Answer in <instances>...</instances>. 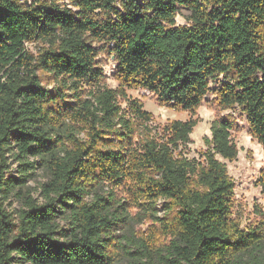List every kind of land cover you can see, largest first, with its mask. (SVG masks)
<instances>
[{
	"label": "trees",
	"instance_id": "1",
	"mask_svg": "<svg viewBox=\"0 0 264 264\" xmlns=\"http://www.w3.org/2000/svg\"><path fill=\"white\" fill-rule=\"evenodd\" d=\"M179 5L189 24H176ZM35 41L47 44L37 54L25 44ZM93 41L113 54L117 88L104 86ZM38 70L73 89V99L46 88ZM219 75L215 106L237 105L264 148V0H0V264H116L125 245L135 246L134 264H264V215L248 228L232 217L224 160L238 153L233 115L212 120L196 158L184 152L195 118L137 137L136 124L146 128L152 114L137 98L120 103L125 88H140L194 112ZM37 164L48 174L42 202L23 189ZM258 180L264 188V165ZM105 183L124 187L131 203L99 193ZM13 194L24 205L17 216L5 207ZM159 198L168 242L123 243L116 231L128 207Z\"/></svg>",
	"mask_w": 264,
	"mask_h": 264
},
{
	"label": "rangeland",
	"instance_id": "2",
	"mask_svg": "<svg viewBox=\"0 0 264 264\" xmlns=\"http://www.w3.org/2000/svg\"><path fill=\"white\" fill-rule=\"evenodd\" d=\"M67 3L68 0H60ZM190 10L182 5L178 6V12L175 16L177 25H185L190 23ZM95 47L101 48L96 56L97 65L103 70V84L108 88H117L118 81L114 78L113 72L116 65L113 54L104 48L102 42L93 41ZM47 44L41 41L27 43L28 50L37 54L39 49ZM38 74L42 79V84L48 89L61 88L67 94L65 100L73 99V89L63 86L59 80L54 79L48 72L38 70ZM223 80L222 75H219L215 80L211 81V91L207 93L206 98L195 109L194 112L189 110L175 109L170 106L159 104L154 95L146 89L140 88H125L126 97L120 99L123 107H126L129 99L137 98L142 102L143 108L150 111L152 119L146 123V128L142 127L144 124L137 123V137L146 132L161 131L163 126L174 119L187 120L195 118L196 124L190 133V142L187 144L184 152L187 156H194L199 158L200 152L206 149L205 137L210 136V126L212 120L217 115L232 114L235 121V126L230 129L231 140L236 144L238 153L232 160L225 159L228 174L234 182V205L232 207V217L242 228H248L249 225L254 224L264 215V188L259 182V172L264 165V148L257 141V139L250 133L248 123L244 113L235 105L233 108L219 109L214 103V94L212 92L218 83ZM71 87V86H70ZM81 91V98L90 97L89 91L92 89L87 86H78ZM69 131H75V136L80 140L85 141L87 136V128L82 127L77 123L65 121V125ZM147 129V130H146ZM60 133H63L60 131ZM66 141V138H62ZM35 159L30 157V160ZM37 160V158H36ZM11 173L16 175L17 163L10 157ZM47 171L42 165L37 164L33 175L27 181L23 189H25L36 201L42 202L43 197L40 193L41 183L47 179ZM98 192L107 195L109 192L115 193L117 200H130L124 187H114L109 184L101 185ZM164 199L159 198L156 202L149 203L141 200L139 205H130L128 207L129 218L126 224L120 227L116 234L119 235L123 243L126 239L138 242V239H143V242L149 244V248L155 249L166 244L169 237L166 236L162 230V223L166 220V210L164 206ZM131 203V200L129 201ZM129 203V204H130ZM154 207H151V205ZM22 201L17 195H11L5 202V207L13 216H17L19 209L23 207ZM62 223V221H61ZM150 238V239H149ZM130 246V245H129ZM124 247L125 251H118L116 256V264H134L136 257L134 254L135 246ZM127 250H130L128 253ZM262 258L264 259V252ZM15 264H30L27 262H17Z\"/></svg>",
	"mask_w": 264,
	"mask_h": 264
},
{
	"label": "built area",
	"instance_id": "3",
	"mask_svg": "<svg viewBox=\"0 0 264 264\" xmlns=\"http://www.w3.org/2000/svg\"><path fill=\"white\" fill-rule=\"evenodd\" d=\"M27 43H29V42H25L26 45H27Z\"/></svg>",
	"mask_w": 264,
	"mask_h": 264
}]
</instances>
